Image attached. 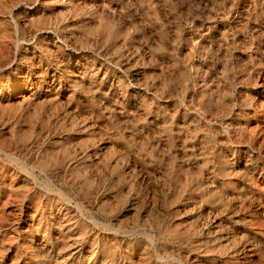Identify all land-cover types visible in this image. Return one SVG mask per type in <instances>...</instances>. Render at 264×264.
I'll use <instances>...</instances> for the list:
<instances>
[{
  "label": "rangeland",
  "instance_id": "374dc122",
  "mask_svg": "<svg viewBox=\"0 0 264 264\" xmlns=\"http://www.w3.org/2000/svg\"><path fill=\"white\" fill-rule=\"evenodd\" d=\"M0 264H264V0H0Z\"/></svg>",
  "mask_w": 264,
  "mask_h": 264
},
{
  "label": "bare ground",
  "instance_id": "6f19581e",
  "mask_svg": "<svg viewBox=\"0 0 264 264\" xmlns=\"http://www.w3.org/2000/svg\"><path fill=\"white\" fill-rule=\"evenodd\" d=\"M47 181V180H46ZM50 187H52L53 189H55V190H59L60 191V188L57 186V185H55V183L50 179V178H48V183H47ZM48 186V187H49ZM51 189V188H50ZM58 193H60V192H58ZM63 195H65V194H63ZM150 238H151V240H152V242H154L153 241V238L150 236Z\"/></svg>",
  "mask_w": 264,
  "mask_h": 264
}]
</instances>
